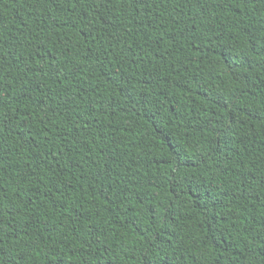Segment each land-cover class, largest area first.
Here are the masks:
<instances>
[{
    "label": "trees",
    "instance_id": "1",
    "mask_svg": "<svg viewBox=\"0 0 264 264\" xmlns=\"http://www.w3.org/2000/svg\"><path fill=\"white\" fill-rule=\"evenodd\" d=\"M0 264H264V0H0Z\"/></svg>",
    "mask_w": 264,
    "mask_h": 264
}]
</instances>
